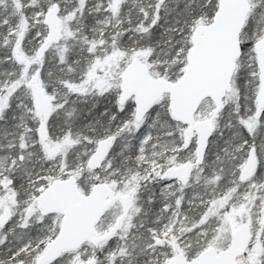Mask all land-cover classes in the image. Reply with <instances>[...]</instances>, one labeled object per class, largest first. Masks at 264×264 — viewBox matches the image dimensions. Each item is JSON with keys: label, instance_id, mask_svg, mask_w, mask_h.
Segmentation results:
<instances>
[{"label": "snow or ice", "instance_id": "snow-or-ice-1", "mask_svg": "<svg viewBox=\"0 0 264 264\" xmlns=\"http://www.w3.org/2000/svg\"><path fill=\"white\" fill-rule=\"evenodd\" d=\"M0 264H264V0H0Z\"/></svg>", "mask_w": 264, "mask_h": 264}]
</instances>
